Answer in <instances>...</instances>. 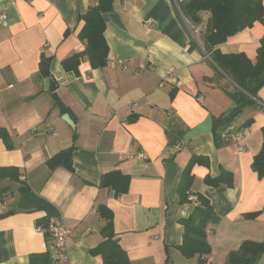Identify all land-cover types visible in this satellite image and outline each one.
Masks as SVG:
<instances>
[{
    "label": "crops",
    "instance_id": "obj_1",
    "mask_svg": "<svg viewBox=\"0 0 264 264\" xmlns=\"http://www.w3.org/2000/svg\"><path fill=\"white\" fill-rule=\"evenodd\" d=\"M96 1L0 0V129L11 145L0 136V167H16L19 179L53 205L70 230L61 264H101L90 252L103 240L106 220L99 205L111 211L130 264H198V255L186 258L178 246L184 233L180 219L200 205L199 195L217 218L205 226L210 252L200 264H225L243 240H264V213L243 217L264 205V175L251 169L262 144L264 84L255 103L231 122L246 130L245 148L238 151L235 142L224 140L216 146L212 118L235 103L221 87L228 79L218 78L180 10L184 0H113L103 33L107 62L92 67L78 36L79 16ZM110 13L118 14L120 25ZM207 16L202 13V27ZM263 36L264 24L255 21L215 48L244 53L254 62ZM77 53L82 55L76 68H65L62 61ZM41 54L49 58V76L41 71ZM115 59L127 68L112 63ZM207 118L209 131L187 136ZM69 146L72 169L50 168L47 160ZM140 150L145 161L127 158ZM192 154L209 163L192 166L187 201L179 203L178 182ZM166 163L175 165L167 194ZM221 169L232 173L231 186L204 183ZM111 170L129 175L127 192L114 196L99 186L101 175ZM17 186L0 178V264L50 256L51 237L35 225L45 211L19 209Z\"/></svg>",
    "mask_w": 264,
    "mask_h": 264
},
{
    "label": "trees",
    "instance_id": "obj_2",
    "mask_svg": "<svg viewBox=\"0 0 264 264\" xmlns=\"http://www.w3.org/2000/svg\"><path fill=\"white\" fill-rule=\"evenodd\" d=\"M180 10L187 19L189 26H198L203 22L202 13H208L204 26L199 32V40L206 53L209 54L218 78L228 79L232 90L222 86V89L234 101L235 106L212 118V132L216 146L220 144L221 129L231 123L245 106L253 105L257 97L258 89L264 84V36L256 51L255 61L252 62L244 53H222L215 48L223 43L228 37L251 27L255 21L264 23V5L262 0H184L180 4ZM113 0H97L96 4L90 6L86 12L79 16L83 25L79 30V38L85 42L84 54L87 55L92 67H102L107 62L108 45L103 35L105 29V15L112 11ZM77 53L62 61L65 68H76L79 57ZM49 58L41 54L40 68L42 73L49 76ZM210 80V79H208ZM133 117L132 119H134ZM250 122L246 120L245 126ZM262 144L259 151L253 156L251 169L261 178L264 175V126L261 127ZM0 136L7 143V134L0 129ZM73 146L60 150L47 160L50 168L57 166L72 169L71 151ZM209 160L206 156L192 154L185 165L178 182L177 191L179 203L187 201V191L193 182L191 168L194 164L208 166ZM19 171L14 166L0 167V178H8L18 184L19 193L18 207L21 210H43L45 216L35 222L36 227L45 230L48 219L58 216L56 208L47 200L30 191L27 185L19 179ZM130 177L119 170H111L101 175L99 186L108 188L114 196L121 195L128 190ZM207 185L218 186L233 184L232 173L221 169L216 176L206 175L203 179ZM200 205L185 218H181L184 233L182 243L178 246L181 254L190 258L198 255V264L203 263L201 256L210 252V246L206 239L205 226L210 221H216L214 213L208 201L198 196ZM98 211L106 220L102 228L103 240L90 250L91 254L98 256L101 264H130L126 251L120 246L118 238L112 228V213L103 206H98ZM260 213H264V205L260 210L243 215L246 219H254ZM264 256V240H243L236 250L230 251L225 259V264H256ZM31 264H51L50 256L45 255L42 260Z\"/></svg>",
    "mask_w": 264,
    "mask_h": 264
},
{
    "label": "built area",
    "instance_id": "obj_3",
    "mask_svg": "<svg viewBox=\"0 0 264 264\" xmlns=\"http://www.w3.org/2000/svg\"><path fill=\"white\" fill-rule=\"evenodd\" d=\"M150 25V22L145 23L147 28ZM202 28L201 24L193 26L191 32L194 36H198ZM112 63L121 65L123 69L127 68V64L123 60L115 59ZM246 135V130L240 128L237 129L232 123L224 126L220 131V137L222 140L235 142L238 151H242L245 148L243 141ZM146 157V153L143 150L127 153V158L129 159L145 161ZM119 158L122 157L120 156ZM45 230L51 237V245L49 249L51 264H61L66 258L65 242L70 234V230L63 224L61 219L56 216H52L48 219Z\"/></svg>",
    "mask_w": 264,
    "mask_h": 264
},
{
    "label": "water",
    "instance_id": "obj_4",
    "mask_svg": "<svg viewBox=\"0 0 264 264\" xmlns=\"http://www.w3.org/2000/svg\"><path fill=\"white\" fill-rule=\"evenodd\" d=\"M109 17L116 22L118 25H120V20H119V16L117 13H110ZM231 107H234V104L231 105ZM67 123L71 124V121L69 119H67V115H64L63 118ZM72 125V124H71ZM211 128V119L207 118L206 120H204L201 124L195 126L189 133H188V137L196 135L199 132H204V131H209ZM165 178H164V190L165 193L167 194L169 191V187L171 185L172 179L175 175V165L171 164V163H166L165 164Z\"/></svg>",
    "mask_w": 264,
    "mask_h": 264
},
{
    "label": "rangeland",
    "instance_id": "obj_5",
    "mask_svg": "<svg viewBox=\"0 0 264 264\" xmlns=\"http://www.w3.org/2000/svg\"><path fill=\"white\" fill-rule=\"evenodd\" d=\"M229 82H230V81H229ZM229 82H228V81L225 82V87H227V88L232 87L231 85H229ZM260 264H264V260H262V261L260 262Z\"/></svg>",
    "mask_w": 264,
    "mask_h": 264
}]
</instances>
